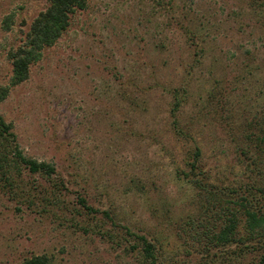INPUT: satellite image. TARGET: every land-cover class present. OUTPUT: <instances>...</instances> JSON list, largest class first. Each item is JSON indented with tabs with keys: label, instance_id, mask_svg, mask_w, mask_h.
Instances as JSON below:
<instances>
[{
	"label": "rangeland",
	"instance_id": "374dc122",
	"mask_svg": "<svg viewBox=\"0 0 264 264\" xmlns=\"http://www.w3.org/2000/svg\"><path fill=\"white\" fill-rule=\"evenodd\" d=\"M46 3L0 0V115L26 157L55 169L46 179L0 153V264H145L125 229L152 242L156 264L251 263L257 250L210 236L232 206L224 190L264 187V165L258 176L242 154L264 128L256 0H86L12 85L6 53Z\"/></svg>",
	"mask_w": 264,
	"mask_h": 264
},
{
	"label": "trees",
	"instance_id": "16d2710c",
	"mask_svg": "<svg viewBox=\"0 0 264 264\" xmlns=\"http://www.w3.org/2000/svg\"><path fill=\"white\" fill-rule=\"evenodd\" d=\"M46 2V6L31 19L20 43L10 48L6 53V57L10 61V83L12 85L27 78L30 64L40 57L42 49L53 44L68 26L70 16L86 5V0H46ZM256 7L261 9L264 16V0H256ZM8 26L9 23L3 20L2 27L6 29ZM7 91V87H0V100L4 99ZM175 98L177 99L176 96ZM176 99L175 105L178 103V99ZM0 136L7 140L0 143L2 155L10 152L13 160L23 164L30 173L44 174L46 179L55 175L53 164L26 157L22 153L15 142L11 124L4 121L1 115ZM255 140V155L253 157L248 156L246 150L242 151V154L248 158V162L245 163L246 169L263 177L262 170L258 168V165H264V128L261 130V135ZM198 155V148H194L193 156L189 162V170L192 171V174L194 170L200 173L197 166ZM189 181L196 183L203 189L206 187L208 189L210 186L207 183L202 185V181L198 178L193 180L191 177ZM255 182L256 180L252 179V181L239 185L237 188L224 190V194L227 196L226 201L232 206L227 210L228 213L223 219L221 227L210 236V241H213L214 244L222 243L227 246L232 243L241 244L239 251L242 249L257 250L255 258L249 264H264V203L259 200L264 199V187L258 182L255 184ZM54 184L56 187L60 186V188L65 189L60 179H57ZM77 200L86 212H97L96 209L86 204L84 198L78 197ZM234 211L240 212L244 216L243 235L237 236L239 221ZM101 214L113 224L112 216L105 210L101 211ZM124 235L139 243L145 264H147L146 261L148 264H156L157 251L151 241L146 239L144 235L136 234L129 229H125ZM134 247L135 245L131 244V248ZM232 252L236 253L234 250ZM20 264H50V258L45 254L31 255Z\"/></svg>",
	"mask_w": 264,
	"mask_h": 264
}]
</instances>
